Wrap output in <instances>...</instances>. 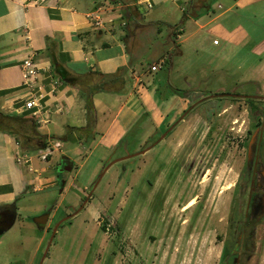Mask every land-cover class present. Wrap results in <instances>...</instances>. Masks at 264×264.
<instances>
[{
    "label": "rangeland",
    "instance_id": "1",
    "mask_svg": "<svg viewBox=\"0 0 264 264\" xmlns=\"http://www.w3.org/2000/svg\"><path fill=\"white\" fill-rule=\"evenodd\" d=\"M202 1L214 9L206 20L223 15L183 47V55L177 56L170 41L153 44V35L137 33L127 41L134 69L151 92L149 108L157 113L158 125L141 113L126 140L110 151L97 144L99 137L83 146L60 141L62 153L75 161L63 185L56 175L61 157L40 163L39 150L27 151L42 183L37 182L38 191L30 186L16 223L0 233V264H40L48 244L42 264H220L228 209L244 164V133L254 108L264 107V83H250L253 68L264 63L258 55L264 45V0H243L227 12L235 0H191L189 5L198 12ZM102 3L117 14L112 27L122 42L123 5ZM141 11L156 14L148 7ZM171 33L175 42L177 31ZM213 39L220 46L214 47ZM260 72L263 76L262 67ZM190 104L199 106L158 142ZM206 105L218 106L208 118ZM73 119V112L61 115L69 125L76 123ZM45 213L49 217L41 230L33 219ZM261 236L260 251L249 264H264V231Z\"/></svg>",
    "mask_w": 264,
    "mask_h": 264
},
{
    "label": "crops",
    "instance_id": "2",
    "mask_svg": "<svg viewBox=\"0 0 264 264\" xmlns=\"http://www.w3.org/2000/svg\"><path fill=\"white\" fill-rule=\"evenodd\" d=\"M190 1L118 0L124 7L126 27L132 31L121 42L112 27L113 16L117 14L112 13L110 7L102 15L106 22L102 29L93 27L88 19V14L103 4L102 0H0V113L31 119L38 134L48 143L54 139L58 144L63 141L64 144L83 146L84 143L92 144L99 137L97 144L107 151L115 148L141 113L149 114V118L158 125L159 119L155 120L153 116L157 113L153 107L149 108L151 92L147 90L148 84L142 82L144 75L139 76L134 69L136 62L131 60L127 41L137 33L153 35V44L165 45L170 41L171 45L177 46V56L183 55L185 46L223 15L206 20V16L214 13L212 5L202 1L204 6H200L197 12L198 8L190 6ZM242 1L235 0V4L225 12ZM141 7H148L156 14L145 15ZM217 9H222V6L217 5ZM176 27L174 42L171 32ZM161 40H164L162 44ZM212 45L218 47L220 41ZM258 55L264 57V45ZM27 57H32L38 67L31 88L23 85L21 75L22 61ZM263 64L253 68L251 73L255 76L250 83H264V75L259 76L260 67L264 69ZM115 74V80H110ZM107 81H111L105 86L109 91H96L92 95L95 122L89 128L81 89L94 90ZM261 89H264V84H261ZM31 97H34L36 106L27 110L24 104ZM71 112L75 114V125L61 121V115ZM50 125L60 131L52 133ZM28 128L25 129L28 131ZM17 143L13 135L0 128V210L15 209L13 225L23 210L18 205L24 195L32 185L33 191H38L37 186L42 183L43 176L32 168V158L30 167L34 172L16 162ZM20 149L28 155L27 151ZM65 156L60 144L58 148L53 147L49 161L36 160L50 163L55 157H63L72 164L75 162ZM47 181H51L50 185L56 182L54 177Z\"/></svg>",
    "mask_w": 264,
    "mask_h": 264
},
{
    "label": "flooded vegetation",
    "instance_id": "3",
    "mask_svg": "<svg viewBox=\"0 0 264 264\" xmlns=\"http://www.w3.org/2000/svg\"><path fill=\"white\" fill-rule=\"evenodd\" d=\"M181 94L182 98H185V92ZM225 94H227L225 96H230V93ZM246 97V101L251 100L248 96ZM197 106L199 105L190 104L182 110L178 118L163 129L160 139L163 140L170 135L175 126L184 121ZM204 107L206 109L205 118H208V113L216 112L218 108L214 105ZM225 111L226 109L223 110ZM254 113L256 115L252 120H248V128L244 133V164L234 186L228 209L220 264H249L253 256L258 255L263 241L261 232L264 231V107L254 108ZM71 165V162L63 157L58 161L56 175L60 183L64 182L63 175L70 172L67 168ZM11 217V210H0V230L7 227ZM70 218L59 222L56 225V231ZM43 227L38 228L42 230Z\"/></svg>",
    "mask_w": 264,
    "mask_h": 264
},
{
    "label": "trees",
    "instance_id": "4",
    "mask_svg": "<svg viewBox=\"0 0 264 264\" xmlns=\"http://www.w3.org/2000/svg\"><path fill=\"white\" fill-rule=\"evenodd\" d=\"M109 1L112 2L113 4L117 2V0H109ZM176 29L178 30V27L174 28V31ZM131 32L132 31H130V28L126 27V30H125L126 35L123 40L129 37L131 35ZM123 71L125 72L127 71V69H123ZM116 75L117 74L111 76L110 80H115ZM105 79H107V77H105ZM110 83L111 81H107L103 83L102 85L97 86L94 90L88 89L85 91L81 89V95L85 101V109H86V115H87V127L89 128H92L95 122V110L92 104V95L96 91L97 92L109 91V90H105V86ZM174 91L175 90L173 89L172 92L174 95H176ZM247 101L250 102L251 100L248 99ZM28 121L30 122L28 123ZM135 126H133V128ZM27 127H29L28 131L25 129ZM0 128L7 131L9 134L13 135L16 138L22 150L24 151L44 150L47 147L46 139L40 134H38L35 123L31 119L24 118L23 116H15V115H8V114L0 113ZM131 130H129L125 134V136L121 139L120 143L126 140ZM222 258H224V256Z\"/></svg>",
    "mask_w": 264,
    "mask_h": 264
},
{
    "label": "built area",
    "instance_id": "5",
    "mask_svg": "<svg viewBox=\"0 0 264 264\" xmlns=\"http://www.w3.org/2000/svg\"><path fill=\"white\" fill-rule=\"evenodd\" d=\"M110 9L109 6L99 5L96 9H94L88 14V19L92 23L93 27L98 29H102L104 27L106 22L103 19L102 15L107 11H109ZM109 22H111V20ZM212 43L214 45H217L218 41L213 40ZM37 74H38V67L33 61L32 57L25 58L21 64V75L23 79V85L26 86L27 88H31L33 86L34 79L37 77ZM35 106L36 105H35L34 97L29 98V100H27L24 104V108L27 110H30ZM58 146H59L58 143H55L53 145L54 148H58ZM53 147L50 149L46 148L44 150H39L36 158L40 161H46L47 157L51 155ZM15 160L18 164H23L28 166V170L30 172H34V170L30 167L31 157L21 151L18 143H17V150L15 152Z\"/></svg>",
    "mask_w": 264,
    "mask_h": 264
},
{
    "label": "water",
    "instance_id": "6",
    "mask_svg": "<svg viewBox=\"0 0 264 264\" xmlns=\"http://www.w3.org/2000/svg\"><path fill=\"white\" fill-rule=\"evenodd\" d=\"M160 140L161 139H159V141L158 142H160ZM157 142V143H158ZM156 144V143H155ZM154 144V145H155ZM153 145V146H154ZM149 149H151V147L150 148H148L147 150H144V151H141V152H138V153H135V154H133V155H129V156H127V157H125L124 159H128V158H131V157H134V156H137V155H141V154H144L145 152H147ZM123 160V159H122ZM113 163H111V164H109L108 166H110V165H112ZM107 168H105V170H106ZM67 170L68 171H71V167H69V168H67ZM105 170L103 171V173L105 172ZM103 173H102V175H103ZM101 175V176H102ZM61 184L63 185L64 184V182H61ZM81 208L82 207H80L79 208V210H77V212H75V214H73L72 216H70V217H73L74 215H76L80 210H81ZM12 217H11V219H10V221H9V224L7 225V227L5 228V229H3V230H0V233L1 232H4L5 230H8L12 225H13V223H14V220H15V209L14 208H12ZM48 217H49V213H45V214H43V215H40V216H38V217H35L34 219H33V223L37 226V227H42V226H44L46 223H47V221H48ZM69 217V218H70ZM68 219V218H67ZM56 229H57V226L54 228V230H53V234L55 233V231H56ZM48 247H49V244L47 245V247H46V250H45V252H44V254H43V256H42V259L40 260V264H42V262H43V260H44V258H45V256H46V252H47V250H48Z\"/></svg>",
    "mask_w": 264,
    "mask_h": 264
},
{
    "label": "bare ground",
    "instance_id": "7",
    "mask_svg": "<svg viewBox=\"0 0 264 264\" xmlns=\"http://www.w3.org/2000/svg\"><path fill=\"white\" fill-rule=\"evenodd\" d=\"M233 185V184H232Z\"/></svg>",
    "mask_w": 264,
    "mask_h": 264
}]
</instances>
